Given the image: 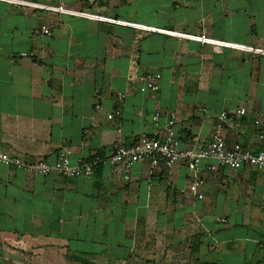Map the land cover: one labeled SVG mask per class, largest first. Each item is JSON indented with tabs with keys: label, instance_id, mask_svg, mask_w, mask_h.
<instances>
[{
	"label": "crops",
	"instance_id": "0c3cea01",
	"mask_svg": "<svg viewBox=\"0 0 264 264\" xmlns=\"http://www.w3.org/2000/svg\"><path fill=\"white\" fill-rule=\"evenodd\" d=\"M28 1L85 14L0 0V152L53 162L68 148L72 163L100 162L89 178L0 162V264H264V173L207 172L203 159L198 199L181 191V161H137L127 182L107 162L121 139L162 136L170 113L184 148L206 143L219 112L243 108L225 143L258 149L264 55L239 46L264 49V0ZM152 71L159 88L141 91Z\"/></svg>",
	"mask_w": 264,
	"mask_h": 264
},
{
	"label": "built area",
	"instance_id": "2783aa9c",
	"mask_svg": "<svg viewBox=\"0 0 264 264\" xmlns=\"http://www.w3.org/2000/svg\"><path fill=\"white\" fill-rule=\"evenodd\" d=\"M13 5H26L31 7H40L49 11L58 13H71V14H85L78 12L71 8H68L62 4L47 5L39 4L28 0H3ZM95 16V15H91ZM98 19H106L104 17L95 16ZM112 22H116L113 19H107ZM145 27L142 25H136ZM41 31L45 34H51L48 27L42 26ZM177 36H187L197 39L201 42H207L215 46H226L229 43L223 41L213 40L207 37L187 35L184 33L172 32ZM255 53L264 55V49L243 47ZM23 55L25 53H22ZM161 74L159 72H143L138 76L139 89L141 91H156L159 88V80ZM116 99L119 102L123 100V94H118ZM199 111L205 112L203 108H199ZM245 114L243 108L237 109L233 113L221 111L216 115V121L213 124L208 140L204 145L197 146L195 144L188 145L184 148L179 147L177 137L174 134L172 125L175 120V115L170 113L165 127L164 134L160 137H152L148 135H141L132 143H125L123 139L119 140L112 148L107 162L110 166L112 175L122 179L123 181H129L131 177L132 166L135 162L141 160H147L151 167L156 165H163L170 168L176 162H183L190 170L191 174L187 184L181 189L182 192L188 191L194 197L202 198L201 188L204 184V178L201 174L200 162L203 159H209L205 165V171L216 173L220 167H227L232 171H236L242 167H254L260 173H264V128L258 123L256 126V136L259 143L258 149L254 150L250 147L234 143L231 147H228L225 143L223 135V126L227 121H233L236 126L241 125V116ZM121 116V110L119 108L107 113V117L112 119L113 117ZM159 116L158 110L153 115V120L156 121ZM118 131L121 129L118 128ZM0 162L6 166H13L18 169H22L26 172L33 174H49L56 173L58 175L71 178V177H91L95 172L97 164L100 162L98 156H93L85 159H78L76 163H72L70 160V150L63 148L59 153L57 159L53 162L46 161L43 157H38L33 160H28L15 155H9L0 152ZM218 220H224L217 218Z\"/></svg>",
	"mask_w": 264,
	"mask_h": 264
}]
</instances>
